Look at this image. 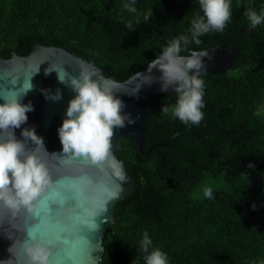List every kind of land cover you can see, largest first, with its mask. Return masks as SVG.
I'll return each instance as SVG.
<instances>
[{"label": "trees", "instance_id": "1", "mask_svg": "<svg viewBox=\"0 0 264 264\" xmlns=\"http://www.w3.org/2000/svg\"><path fill=\"white\" fill-rule=\"evenodd\" d=\"M126 2L0 0V58L28 56L38 45L58 47L124 82L186 32L199 9L198 0H135L137 11L130 13ZM248 8L259 13L264 0H230L225 29L188 46L227 44L239 51L227 74L201 77L200 123L175 118L176 93H161L148 103L144 148L159 146L146 156L131 138L120 141L117 156L135 179L134 191L116 205L101 264H143L144 231L168 264H264V23L250 28ZM128 21L132 29L124 26ZM218 179L223 187L211 199L192 200L205 182Z\"/></svg>", "mask_w": 264, "mask_h": 264}, {"label": "water", "instance_id": "2", "mask_svg": "<svg viewBox=\"0 0 264 264\" xmlns=\"http://www.w3.org/2000/svg\"><path fill=\"white\" fill-rule=\"evenodd\" d=\"M206 66L201 77L208 73H222L232 69L236 63L238 48L227 44L204 50ZM160 53L156 51V57ZM148 68V67H147ZM147 68L124 82L107 77L102 69L63 48L36 46L28 56L13 53L9 59L0 58V99L24 97V103H31L33 111L23 127L35 129L39 140L15 136L23 144L22 155L34 154L45 164L50 178L31 206L8 207L0 202V264H30L27 246L41 241L47 247L49 264H101L105 254L103 241L115 222V208L134 191L135 179L127 171L126 164L119 160L120 141L131 138L138 152L149 156L159 145L145 149L149 101L157 94L173 93L171 88L161 90L160 72L150 73V82H145ZM47 73V75L45 74ZM57 73L65 83L57 79ZM88 74L102 88L111 89L122 101V115L126 117L122 127L113 128L107 154L93 160L88 156L72 157L62 153L58 129L66 119L69 102L74 98L71 87L73 79ZM45 90L52 94L59 90L60 99H47ZM11 130L0 131V141L8 138ZM74 183L80 199L51 205L52 219L68 223L70 217L82 211L87 217L84 228L77 232L56 236L37 230L43 214L46 198L54 196L65 183ZM60 216L57 217L56 213Z\"/></svg>", "mask_w": 264, "mask_h": 264}, {"label": "clouds", "instance_id": "3", "mask_svg": "<svg viewBox=\"0 0 264 264\" xmlns=\"http://www.w3.org/2000/svg\"><path fill=\"white\" fill-rule=\"evenodd\" d=\"M135 0L123 4V8L136 13ZM199 9L189 21L187 31L169 39L161 48L160 54L149 62L145 82H150V73L160 72L161 90L169 88L176 93V102L171 108L172 115L184 124H199L203 118L204 81L201 74L205 71L204 50H188L190 44L200 45V37L210 32H222L230 21V0H198ZM244 16L250 28L264 23V8L259 13L246 9ZM132 29V22L124 24ZM188 51L187 55L182 52ZM47 75V73H45ZM57 79L65 83L57 73ZM71 87L74 98L70 100L66 119L58 129L62 153L72 157L88 156L93 160L104 157L109 149L113 128L122 127L126 117L122 115V101L111 89L100 87L88 74L73 79ZM32 89L30 86L22 97L0 99V131L11 130L7 139L0 141V202L8 207L31 206L50 178L44 162L34 154L22 155L23 144L15 136L39 140L35 129L23 127L28 121V113L33 105L24 103V97ZM46 98L60 99L59 90L52 94L45 90ZM162 111L167 113L168 107ZM254 165L249 164V167ZM203 195L212 198V188L205 186ZM254 207V206H253ZM30 264H49V251L41 241L30 242L27 246ZM138 251L142 254L143 264H168V257L159 247L153 246L147 231L141 233ZM136 264V261H133Z\"/></svg>", "mask_w": 264, "mask_h": 264}, {"label": "snow or ice", "instance_id": "4", "mask_svg": "<svg viewBox=\"0 0 264 264\" xmlns=\"http://www.w3.org/2000/svg\"><path fill=\"white\" fill-rule=\"evenodd\" d=\"M80 199V193L78 192L74 183H65L54 196L46 198L44 202L43 214L40 216V224L37 226V230L50 232L52 235H62L69 232H77L85 227L87 223V217L82 211H78L77 214L70 217L68 223H64L59 219L53 220L51 215V205L61 204L65 202H71L76 204ZM57 217L60 213H56Z\"/></svg>", "mask_w": 264, "mask_h": 264}, {"label": "rangeland", "instance_id": "5", "mask_svg": "<svg viewBox=\"0 0 264 264\" xmlns=\"http://www.w3.org/2000/svg\"><path fill=\"white\" fill-rule=\"evenodd\" d=\"M259 114L264 117V104L261 106L260 108V111H259ZM205 186H208V187H211L212 188V191L216 190V189H219L221 187H223V181L222 179H218V180H210V181H207L205 182L193 195L192 197V200L193 201H198L200 200L201 198L204 197L203 195V188Z\"/></svg>", "mask_w": 264, "mask_h": 264}]
</instances>
